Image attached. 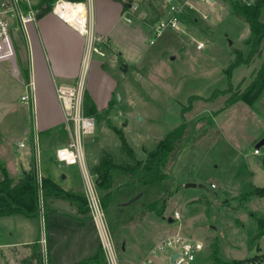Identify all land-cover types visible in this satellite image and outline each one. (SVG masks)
Masks as SVG:
<instances>
[{
    "label": "rangeland",
    "instance_id": "374dc122",
    "mask_svg": "<svg viewBox=\"0 0 264 264\" xmlns=\"http://www.w3.org/2000/svg\"><path fill=\"white\" fill-rule=\"evenodd\" d=\"M134 2L139 6L138 13L132 17L131 24L121 23L122 29L128 26L122 41L119 44H112L109 39L94 41L92 45L96 52L92 54L102 70L116 83L110 98L113 107L108 119L123 134L135 157L143 159L179 119L178 112L187 104L189 96L207 98L214 89L226 87L225 70L237 54L247 55L249 26L233 15L223 0H216L214 8L199 0ZM149 2L153 7L162 8L161 18L166 17L167 2H187L190 6L184 9L181 30L165 31L153 45L149 44L150 29L157 22V16L150 14L147 8ZM261 19L264 22V12ZM194 39L203 44L202 49L195 48L192 44ZM258 63L257 60L249 66L235 69L232 84L245 86ZM22 94L24 88L19 80L0 67V103L13 104L14 108L0 123V178L2 169L9 176L22 177L23 173L19 171L25 168V164L27 172L33 170L37 178L44 177L46 169L61 167L65 171L71 170L75 182L85 188L79 168L66 167L53 156L59 142H66L67 134L60 130L50 139H42L33 132L31 111L26 108L27 104L19 101ZM227 97L219 95L211 102L197 99L192 103L191 110L185 113L191 139L178 156L166 182L170 198L166 202L165 214L174 220L172 224L167 223L168 216L162 221L153 213L142 215L140 205L160 195L155 189L123 190L116 195L109 212H103L118 264H136L141 253L148 252L168 233L203 244V250L194 264H212L208 255L215 240L218 241L220 257L225 261L264 264V260L259 261L264 253V235L258 240L260 251L256 246L250 248L248 245V231L255 229L249 212L264 216V197L241 199L254 188H264V144L256 148L264 139V92L257 101V109L235 103L213 117L214 126L211 128L203 117L213 115ZM20 144L24 147H19ZM255 149H258V154H254ZM104 155L116 163L127 161L116 133L102 121L100 126L95 125L94 134L85 143L86 166L91 178L95 177L91 172L92 166ZM183 181L202 184L209 192L200 188L185 189L186 182ZM211 183L215 184V189L210 188ZM82 195L86 198L84 193ZM96 196L98 198L97 193ZM58 202L56 207L67 211V204L62 199ZM41 207L44 216L45 201L40 198L39 209ZM175 212L178 218L173 217ZM83 214L93 221L89 208ZM147 215L155 216L162 227L147 234L142 241L144 237L141 230L137 231L136 225L142 221L147 225L149 221L144 220ZM15 220L18 219L0 218V224L6 226ZM37 222L39 231L44 233L39 240L43 238L46 241L45 223L40 218ZM61 227V232L65 234L77 228L69 222ZM85 230L92 239L94 231L99 240L93 222L88 223ZM123 231L130 234L125 236ZM145 233H148L147 228ZM137 241L142 242L134 254L122 251L125 244L130 250ZM44 245L43 248V244H39L40 264H48L46 242Z\"/></svg>",
    "mask_w": 264,
    "mask_h": 264
},
{
    "label": "crops",
    "instance_id": "0c3cea01",
    "mask_svg": "<svg viewBox=\"0 0 264 264\" xmlns=\"http://www.w3.org/2000/svg\"><path fill=\"white\" fill-rule=\"evenodd\" d=\"M82 4L86 9V19L91 36L96 41L102 42L109 39L112 44H119L122 41L123 34L127 33L128 30V26L125 29L121 28L122 24H127L121 18V4L114 0H85ZM207 5L210 8L216 7V0ZM160 11H162V8ZM87 41L88 37L86 35L53 12H50L38 19L36 25L29 27L28 41L18 42L17 44V62L24 67H27L29 63L31 65L30 79L34 84V102L26 108H29L32 114L33 132H36L42 139H50L52 135L60 133V130L65 135L67 134L63 125L62 107L56 97V86L61 83L71 84L79 77ZM95 57L94 54H90L85 76V90L89 93L97 110L102 111L107 108L116 83L102 70L99 61ZM0 67L19 80L24 88L25 81L22 74L18 76L12 74L11 65L8 63H0ZM20 97L21 95L19 101ZM20 103L23 102L20 101ZM12 105L6 102L0 103V123L14 109ZM64 144L65 142H59L58 148ZM53 156L55 157V152ZM27 171L28 168L25 164V168L22 167L19 172L22 174ZM10 177L18 180L21 175L16 177L11 175ZM44 177H49L65 192L72 194L84 193V187L75 182L71 170L66 169L65 171L61 167H56L55 170L46 169ZM184 182L188 183L189 181ZM58 199H62L67 204V211L56 207V203H59ZM45 209L43 219L48 264H75L95 253L99 246V240L96 238L94 231L92 239L85 230L86 225L93 221L79 211L76 203L62 197H50L45 199ZM167 216L164 211V219ZM0 218L18 219L6 226L0 224V264H36L35 259H32L34 251L32 246L36 245L35 248L38 247L37 250H39V238L42 235V232L38 229L37 218L39 217L11 216ZM168 218L172 221L167 223L172 224L174 220L171 216H168ZM144 220L149 221L147 225L143 221L136 225L137 231L141 230V236L144 237L142 241L147 237V234L150 235L152 231L162 227L155 216L147 215ZM68 222L74 223L77 228H73L74 231L71 229L73 232L62 233L61 225L64 223L67 225ZM152 225L153 228L150 229ZM146 228L148 233H145ZM123 234L130 233L129 231H123ZM172 235V233H168L165 236L163 235L161 239ZM141 242L137 241L136 245L132 246L130 250L125 244L122 251H129L134 254L140 247ZM92 250L94 252L91 254ZM146 253L147 250L141 253L137 261ZM131 264L133 263L131 262Z\"/></svg>",
    "mask_w": 264,
    "mask_h": 264
},
{
    "label": "trees",
    "instance_id": "16d2710c",
    "mask_svg": "<svg viewBox=\"0 0 264 264\" xmlns=\"http://www.w3.org/2000/svg\"><path fill=\"white\" fill-rule=\"evenodd\" d=\"M56 1L40 0L38 3L40 11L37 19L52 12L53 4ZM65 1L84 3L85 0ZM114 1L121 4L122 13L134 0ZM223 1L227 3L233 15L242 19L249 26V36L246 40L247 55L237 54L227 70H225L226 87L224 89H214L207 98L196 95L189 96L187 104L178 112L179 119L174 121L173 125L157 142L155 148L147 153L143 159L135 157L123 134L111 125L108 116L112 111V100L109 101L106 109L98 111L90 95L84 92L83 109L85 115L93 117L97 126H100L102 121H105L107 128L116 133L121 143L122 151L127 157V161L116 163L111 157L104 155L91 168L92 175L95 176V190L104 213H108L112 208L119 192L133 188H147L155 189L160 195L151 202L140 205L142 215L153 213L158 218L163 217L166 202L170 198L166 182L171 177V172L178 156L186 148L185 144L187 141L191 139V134L187 132L188 123L184 117L185 113L191 110L192 103L195 100L211 102L219 95H228L223 105L214 110L213 115H205L203 117L210 123L211 128L214 126L213 117L237 102L257 109V101L264 92V22L261 19L264 12V0H256L249 5L243 3L242 0ZM147 8L152 16H157V21L161 19L162 12L159 8L153 7L151 2L148 3ZM257 60L259 61L258 66L249 76L248 83L243 87H241V84L234 86L231 82L233 71L242 65L249 66ZM21 73L24 81H27V68L22 67ZM120 179L121 181L117 183ZM40 196L43 202L50 197H62L65 200L76 203L81 213H85L88 210L87 201L82 194L65 192L49 177H41L40 182H38L34 171L30 170L29 172H23L22 177L18 180H13L5 170H1L0 217L22 216L25 218H36L39 211ZM250 197H264V188H254L251 193L242 196L241 199ZM249 216L255 222V229L248 231V245L250 248L256 246L257 250L260 251L257 246L258 240L264 235V216H259L253 212H249ZM32 247L34 248L32 259H35L36 264H40L41 255L39 250H37L38 247L37 249L35 248L36 245ZM208 259L212 264H243V261L240 260H223L219 254L217 240L211 244ZM262 260H264V253L259 261ZM75 264H107L102 246L99 244L94 254Z\"/></svg>",
    "mask_w": 264,
    "mask_h": 264
},
{
    "label": "built area",
    "instance_id": "2783aa9c",
    "mask_svg": "<svg viewBox=\"0 0 264 264\" xmlns=\"http://www.w3.org/2000/svg\"><path fill=\"white\" fill-rule=\"evenodd\" d=\"M39 1L0 0V63L10 64L11 72L16 76L22 74L21 68L24 67L16 60L18 56L17 44L18 42L28 41L29 27L36 25L38 20ZM199 1L205 4L212 2L211 0ZM64 2L65 0H57L52 8V12L62 20L64 19L55 13L54 9ZM242 2L249 5L254 1L242 0ZM167 3L165 7L166 17L158 20L150 29V45H153L167 30L175 32L181 30V18L185 7H188L189 4L187 2L183 4ZM138 9V4L133 1L121 13L122 20L130 24L132 17L138 13ZM83 34L88 37V41L79 77L71 84L61 83L56 86V97L62 107L63 125L68 139L64 145L55 150V159L58 163H62L65 166H77L79 168L84 180L85 199L91 211L92 220L97 230L106 262L107 264H118L115 258L114 245L106 230L99 198H97L95 193V179L88 175L85 160V143L94 134L96 125L94 118L85 115L83 109L87 64L90 54L93 51L96 52L92 45L96 39L91 36L87 22L86 30ZM192 42L197 50L202 49V43L196 40ZM26 68L28 70V80L24 82V94L21 95L20 101L27 105H32L34 102V84L30 79V63ZM19 147H24V144H20ZM254 154H258V149L254 150ZM40 179L41 176H38V182H40ZM210 188L214 189L215 185L211 184ZM39 210L41 211H39L40 221L44 223L42 207ZM173 216L178 218V213L175 212ZM41 232V236L44 237L43 230ZM39 242L43 244L44 248L45 240L42 238ZM202 250L203 244L200 241L181 235H172L155 244L136 264H194ZM174 255H176L175 258H173Z\"/></svg>",
    "mask_w": 264,
    "mask_h": 264
},
{
    "label": "bare ground",
    "instance_id": "6f19581e",
    "mask_svg": "<svg viewBox=\"0 0 264 264\" xmlns=\"http://www.w3.org/2000/svg\"><path fill=\"white\" fill-rule=\"evenodd\" d=\"M55 13L66 20L71 26L85 33L86 30V9L82 3L65 1L54 9Z\"/></svg>",
    "mask_w": 264,
    "mask_h": 264
},
{
    "label": "water",
    "instance_id": "95a60500",
    "mask_svg": "<svg viewBox=\"0 0 264 264\" xmlns=\"http://www.w3.org/2000/svg\"><path fill=\"white\" fill-rule=\"evenodd\" d=\"M213 1V0H211ZM126 66L123 65V69L125 70ZM264 144V139H262L257 145H256V148L260 147L261 145ZM184 188L187 189V188H200V189H204L206 190L207 192H209V190L202 184H196V183H192V182H188V183H185L184 184ZM162 219H164V217H162ZM172 220L170 218L167 219V222H171ZM176 255L173 256V258H175Z\"/></svg>",
    "mask_w": 264,
    "mask_h": 264
}]
</instances>
